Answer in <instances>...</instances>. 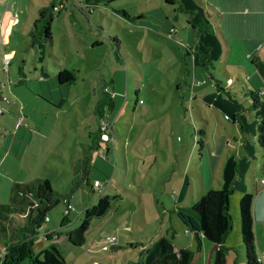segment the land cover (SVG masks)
<instances>
[{
	"label": "rangeland",
	"instance_id": "rangeland-1",
	"mask_svg": "<svg viewBox=\"0 0 264 264\" xmlns=\"http://www.w3.org/2000/svg\"><path fill=\"white\" fill-rule=\"evenodd\" d=\"M158 1L100 0L92 11L81 7L82 0L1 3L0 47L11 58L9 77L14 81L18 66H22L30 88V81L39 78L42 67L46 82L44 89L37 82L31 83L33 92L23 84L13 85V90L19 91L18 97L13 94L15 105L12 109L0 106L4 112L0 113V196L4 197L0 204L12 205L10 193L21 195L15 184L22 186L35 179L47 180L60 194L69 193L72 161L89 153L93 163L90 177L104 179L101 190L91 191L82 185L72 193L69 200L74 209L67 217L63 203L48 212L50 222H44L34 237V254L45 248L49 229L75 228L84 210L99 196L108 195L110 208L103 216L92 218L85 242L63 248L64 264H149L147 250L159 252L161 239L171 244L177 260L182 255L183 264H213V244L203 237L197 242L193 233L185 230L176 208H190L207 190L223 189L229 190L231 219L222 243L225 264H246L238 204L243 194L264 187V151L258 144L254 113L246 110L251 100L242 94L245 73L235 76L225 65L229 48L214 23L210 25L212 31L204 28L198 33V16L205 23L216 16V10L206 5L208 0H182L195 15L180 11L174 19L168 13L166 20L176 31L162 24L167 21L161 13L160 17L150 14L159 21L141 15L148 7L158 6ZM51 2L57 6L50 27L52 42L45 45V60L37 63L36 52L24 48L38 17L37 7H48ZM146 21L149 24L143 23ZM158 31L172 36L163 38ZM258 44L264 56V38ZM188 45L189 50L184 47ZM199 58L214 63L218 69V73L212 70L214 78L222 89L204 70L211 84L198 88L203 69ZM244 62L250 65L248 58ZM62 68L76 75L75 84L68 90L55 80ZM225 68L230 69L229 76L221 72ZM6 77L5 70L0 69L1 80L6 81ZM176 83L181 87L174 88ZM193 84L196 88L192 91ZM101 97L112 98L114 107L110 110L104 106L98 119ZM13 109L30 124L25 129L30 137L16 138L22 150L10 153L2 162V134L8 135L5 128L13 131L20 117ZM98 130L100 138L108 142L90 149ZM19 199L33 201L31 195ZM256 204H260L259 199ZM11 216L22 220L17 213ZM63 221L66 225L62 227ZM253 230L259 264H264L260 224L255 223ZM112 236L115 241L110 244L107 239ZM158 255L162 253L154 257ZM20 264H27V260Z\"/></svg>",
	"mask_w": 264,
	"mask_h": 264
},
{
	"label": "trees",
	"instance_id": "trees-1",
	"mask_svg": "<svg viewBox=\"0 0 264 264\" xmlns=\"http://www.w3.org/2000/svg\"><path fill=\"white\" fill-rule=\"evenodd\" d=\"M82 2L80 3L81 7L83 5V7H87L89 8V11H92L94 7H98L100 0H82ZM158 2V6L148 7L141 15L144 18L149 17L157 21H159L158 17L152 16L150 14L159 15L161 13V15H163L162 18L164 17L165 21L168 20V15L170 13L173 14L172 17L174 19L177 18V13L180 11L183 13L189 12L192 13V15H195L193 11H189L184 8L181 0H159ZM55 7L56 5L53 2H51L48 7H38V17L33 22L32 30L29 32V38L26 42L24 51L30 49L34 50L37 54V63H42L44 61L45 45L52 42L50 27L53 18V9ZM63 7L64 5H61V8ZM121 12L124 16H127L126 11L122 10ZM207 15L210 16L208 13ZM187 22L190 23L189 20ZM143 23L149 24L147 21ZM162 24L170 27V30L176 29V27L172 23H168V21ZM210 25V22L205 23L204 19L198 16V21L196 23L198 33L204 28H206L208 31H212ZM192 29L195 31L194 26H192ZM158 34L162 35L163 38L172 36L170 32L163 33L158 31ZM230 41L231 40L226 41V47L229 48L227 52L229 54L225 65L229 66L231 70L234 71L235 76L242 72L245 73L244 80L246 82V87L242 94L247 97L249 96L251 100V105L247 106L246 110L254 113V116L257 120L258 144L264 151V57L257 55L256 51L253 50L252 45H250V43L247 41ZM95 44L99 45L100 43L96 42ZM184 47L188 50L191 48L190 45ZM117 54L120 56L119 52ZM186 54L193 55L192 53L188 54L187 51ZM247 55L249 56L247 57ZM244 58H248L250 65L245 64ZM198 62L199 66H203L202 76L198 78L199 80L197 81L199 83L198 87H203L208 83L209 85L211 84V82L205 78L203 72L204 70L205 72L209 73L212 80L215 79L212 81L214 82L215 86L218 89H222V87L217 83V78H214L215 73H218L216 71L218 69L214 66V63L209 59L204 61L201 58H199ZM194 63L193 73L195 77L196 62L194 61ZM250 69L252 71H250ZM229 71V68L221 70L222 73L226 74H228ZM229 75L230 74H228V76ZM55 78L57 84L63 85L66 90H68V87L74 85L76 82L75 72L65 68L60 69ZM228 83L232 84L231 81H228ZM173 86L177 89L181 87L180 83H176ZM194 86L195 85L193 84L191 87L192 91L194 90ZM62 102L64 101L62 100ZM99 104L100 107L96 113L98 115V119L102 117V110H104V106H107L110 110L111 107H114V101L112 98L109 99L106 97H101ZM99 132L100 130L94 132L90 149L99 148V142H108L107 140L100 138ZM107 148L108 152L109 147ZM71 165V187L69 193L67 194H60L57 191H53L47 180L35 179L32 183H27L22 186L15 184L17 191L21 193L19 197L21 196L22 198L24 195L30 194L31 198L34 200V203H26L29 205L28 216L23 219V223H21L16 229L11 239H4L0 233V264H20V262L24 259L27 260V264H64V259L62 257L63 248H66L69 244L81 246L85 242V234L92 218H99L108 211L110 208L109 197L107 195L99 196L95 204L84 210L83 219L78 226L68 231H56L54 235L55 237L51 233L46 234L45 237L47 243L45 248H43L39 253L34 254L32 250L34 237L44 223V217L48 216V212L58 204H65L66 201H69L72 193H74L75 190L80 188L82 185L88 186L94 190L93 180L90 177V172L93 169L90 153L87 156L73 160ZM103 181L104 179L100 182ZM228 196L229 190L210 189L200 195L197 201L190 208H176V215L178 216L185 230L187 232L193 233L197 242H199L200 237H203L213 244L215 250L213 264H225L222 243L224 241V237L230 231L231 226L230 214L228 212ZM254 196L255 193H245L240 198L238 204L240 234L242 244L245 248L246 264H259L260 262L256 253L255 235L253 230L254 220L251 213ZM6 209H9V207L0 205V210ZM17 209H20V207H17ZM21 212L22 210L19 212V214ZM65 225L66 222L63 221L62 227ZM157 244L160 245L161 249L159 252L162 253V255L158 256H160L162 259H165L166 261L164 255L167 253L176 257L172 250L171 244L166 239H161ZM131 245L133 244H129V246ZM167 245H169V247H167ZM159 252H156L155 250H147V253L149 254L147 261L149 264H151L153 258H155L154 254H158ZM140 253H142V251H140ZM182 262V255H180V261L177 260L175 264H183Z\"/></svg>",
	"mask_w": 264,
	"mask_h": 264
},
{
	"label": "crops",
	"instance_id": "crops-1",
	"mask_svg": "<svg viewBox=\"0 0 264 264\" xmlns=\"http://www.w3.org/2000/svg\"><path fill=\"white\" fill-rule=\"evenodd\" d=\"M6 1H10V0H6ZM4 2L5 0H0V7H2L1 3H4ZM182 4L184 8L187 9L183 1H182ZM206 5L216 10V13H214L216 14L215 17H218V19L220 18L221 23L218 22L215 17H212L213 19L209 20V22L214 23L216 25V29L219 31V35L222 37V39L225 42L231 39H236V40L245 41V42L247 41L248 43H250V45H252V48L253 50L256 51L257 55L264 57L260 54L261 45L258 44L259 40L264 38V0H208ZM2 10L4 12V8ZM189 10L193 11V9H189ZM1 36H2V33H0V46H1ZM226 53L228 52L226 51ZM5 65L7 66V70L5 71L7 77H6V81L5 80L2 81L0 78V106L8 105V108L6 109H12L13 105H15L13 94L16 96V93L19 92L17 91V89L13 90L12 86L13 85L19 86L23 84L27 87L26 82H25V80L27 79L25 78L26 76L22 71V68H21L22 66L20 65L18 66L17 78H15V76L13 75V78H15V80L13 81L9 77V75L11 74V66H10L11 58L9 54H7V51H4L0 47V69H4ZM200 69L202 70V68ZM45 75H46V72L43 70L42 67H40L39 78L31 80L29 84L30 88L27 87V89L33 92L34 89L31 83H35V82H37V85L39 86L40 89H44L45 87L44 83L46 82ZM195 88L196 87H193V89ZM198 88H201V87H198ZM4 91H7V92H4ZM16 97H18V95ZM3 99H8L10 103L5 104L3 102ZM13 112L15 113L16 116H22L18 114L17 111H15L14 109H13ZM3 113L4 112H2L1 115H3ZM22 117H24L23 119L24 122L22 125H19L18 127H16V122H15L13 124V131H10L9 128H5L6 131L8 132V135L2 134L3 137L5 138V142L3 144V148L5 149V152H4V155H1L2 162L7 159L10 153L11 154L19 153L22 150V149L20 150L19 149L20 147L16 144V140H15L16 138L26 140L30 137V135L27 134V132H25V129L29 128L30 124L25 119V116H22ZM262 171H263V167H262ZM8 175L9 174L7 173L6 176ZM92 180L93 182L99 181V179L97 178H93ZM91 191H94V190L91 189ZM19 198L20 197L15 195L14 193H10L9 200L12 201V205L0 204L2 206L9 207V209H6L7 211L0 210V233L3 236V238L6 240L11 239L16 229L20 226L21 223H23V219L20 222H18V221H15L13 217L11 216V213L19 214L21 210L23 211L24 208L26 207V203L29 202L27 199L21 200ZM257 199L260 200L259 205L256 204ZM0 200H4V197L2 195L0 196ZM17 207H20V209H17ZM252 213H253L252 217L254 220V224L255 223L260 224L262 234L264 235V187L261 188L259 191L255 192L254 200L252 203ZM48 222H50V218ZM59 230H60L59 228L58 229L52 228V229H49L47 232L53 234L55 231H59ZM254 235H256V233H254ZM260 239L264 241V236L260 235ZM167 247H169V245H167ZM260 247H262V245ZM41 250H39V252ZM143 250L144 249H142L141 251L143 252ZM148 256L149 254L147 255L146 259L148 258ZM167 256L168 254L164 255V258H166V261L165 259H162L161 257L153 258V262H151V264H158V263L175 264L176 263L177 258L175 256L170 255V258H167ZM158 259L160 260L159 262H157Z\"/></svg>",
	"mask_w": 264,
	"mask_h": 264
},
{
	"label": "built area",
	"instance_id": "built-area-1",
	"mask_svg": "<svg viewBox=\"0 0 264 264\" xmlns=\"http://www.w3.org/2000/svg\"><path fill=\"white\" fill-rule=\"evenodd\" d=\"M57 8V6L54 8V9H56ZM249 55H247V57H248ZM4 70L6 71L7 70V66L5 65L4 66ZM3 102L5 103V104H9L10 102H9V100L8 99H3ZM0 113H2V109L0 108ZM23 117L22 116H20L19 118H18V120H17V122H16V127H18L19 125H22L23 124ZM93 186H94V190L96 189V188H98L99 190H101V188H103L102 187V182H100V181H94L93 182ZM28 195H30V194H26V195H24V196H28ZM31 203H34V200L31 202ZM74 208H73V206H72V204L69 202V201H66L65 202V208H64V210H63V215L65 216V217H67L68 215H69V213H70V211L71 210H73ZM28 212H29V205H27L26 204V207L24 208V210L19 214V216L21 217V219H25L27 216H28ZM49 220V218H48V216H46V217H44V222H47ZM108 242L111 244H113V242L115 241V237L114 236H112V237H109L108 239Z\"/></svg>",
	"mask_w": 264,
	"mask_h": 264
}]
</instances>
